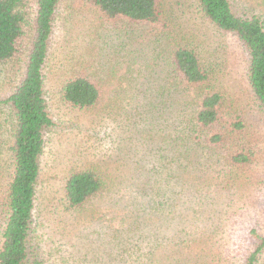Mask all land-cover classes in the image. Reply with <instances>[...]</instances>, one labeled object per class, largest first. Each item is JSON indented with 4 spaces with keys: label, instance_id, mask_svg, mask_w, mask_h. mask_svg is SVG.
Instances as JSON below:
<instances>
[{
    "label": "rangeland",
    "instance_id": "rangeland-1",
    "mask_svg": "<svg viewBox=\"0 0 264 264\" xmlns=\"http://www.w3.org/2000/svg\"><path fill=\"white\" fill-rule=\"evenodd\" d=\"M232 1L240 9L264 14V6H258L264 0ZM79 3L62 0L49 57L46 89L55 127L41 157L34 211L36 254L44 264H244L255 248L250 232L264 236V122L246 81L241 45L203 22L193 0H170L178 17L160 26L126 20L113 25ZM179 23L181 28L173 25ZM176 31L194 33L202 50L219 49V63L224 64L219 80L231 97V108L240 110L256 139V155L241 172L224 163L217 167L196 160L188 171L174 170L173 179L166 170L150 173L145 194L137 197L133 181L141 167L149 171L153 160L134 165L145 154L136 140L143 142L147 135L129 134L120 115L133 110L129 96L147 90L141 86L151 71L144 65L145 75L127 72L135 57L131 50L144 51L140 57L152 65L157 37ZM159 60L165 71L161 76L167 75L169 64ZM73 70L103 84L108 97L102 108L75 109L61 101L59 84ZM23 72L22 59L0 67V101L15 91ZM5 111L1 106L0 112ZM5 148L0 147V200L8 179ZM72 170L93 171L106 185L100 197L74 211L66 208L63 191ZM5 218L0 211V242ZM257 264H264V251Z\"/></svg>",
    "mask_w": 264,
    "mask_h": 264
},
{
    "label": "trees",
    "instance_id": "trees-1",
    "mask_svg": "<svg viewBox=\"0 0 264 264\" xmlns=\"http://www.w3.org/2000/svg\"><path fill=\"white\" fill-rule=\"evenodd\" d=\"M79 1L83 8L97 12L101 21L113 25L126 20L138 26H160L164 20L172 23L178 17L170 0ZM193 2L203 22L241 45L246 81L264 122V14H255L253 8L240 9L232 0ZM61 3L62 0H0V67L20 59L24 62L15 91L0 101V107L6 109L0 112V147H6L9 158L5 170L8 179L0 200V211L6 217L0 264H44L33 244L34 211L41 157L46 137L55 127L46 80ZM173 25L181 28L182 24ZM164 28L168 29V24ZM196 39L194 33L161 34L152 50V65L145 64L140 57L144 51L131 50L135 57L127 72L145 75L144 65L150 66L151 71L141 86L147 90L129 96L133 110L124 111L125 117L120 115L129 134L133 131L139 136L147 135L143 142L136 140L145 154L134 165H144L143 161L150 164L153 160L149 171L141 167L142 173L133 181L136 190L132 193L136 192L137 197L145 194L146 190L142 191L150 182V173L155 176L166 170L172 176L168 179H173L174 170L188 171L196 160L217 167L224 163L241 172L256 155V139L240 110L231 108L233 103L227 99L230 96L224 81L219 80L224 72L219 49L202 50ZM160 58L169 64L167 75L161 76L165 71L159 64ZM102 85L98 79L73 70L60 82L59 96L71 108L95 110L102 108L108 97ZM178 185L176 182L175 187ZM105 190V181L98 174L72 170L63 189L65 206L70 211L80 209ZM250 234L255 248L244 264H257L264 251V236L256 230Z\"/></svg>",
    "mask_w": 264,
    "mask_h": 264
}]
</instances>
